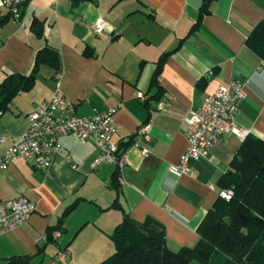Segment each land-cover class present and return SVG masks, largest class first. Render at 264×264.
Segmentation results:
<instances>
[{"label": "crops", "instance_id": "0c3cea01", "mask_svg": "<svg viewBox=\"0 0 264 264\" xmlns=\"http://www.w3.org/2000/svg\"><path fill=\"white\" fill-rule=\"evenodd\" d=\"M201 1L26 0L24 26L0 8V80L28 73L34 54L47 45L59 50L62 63L59 71L41 66L34 88L16 95L0 116V137H6L0 154L26 130L28 114L51 97L58 81L79 116L116 107L114 140L121 146L131 137L139 144L123 148L127 167L118 193L110 187L116 165L92 170L96 145L73 135L61 139V152L45 171L24 159L0 169V202L25 196L35 204L27 222L0 236V264L35 255L46 244L49 226L77 199L82 201L58 230L61 235L47 243L40 264H50L58 249L67 252L58 264L105 260L114 252L110 236L124 212L140 223L151 217L163 224L172 250L197 245L201 220L221 194L217 179L228 171L244 138L225 133L207 157L191 161L190 172L177 176L169 168L187 149L184 117L216 86L238 80L246 97L235 126L264 140V61L246 43L264 18V0H217L190 33ZM99 18L107 27L95 34L92 26ZM34 20L43 24L42 37L31 29ZM86 47L94 49L93 56L82 53ZM169 51L160 75L164 93L151 100L156 93L151 76ZM115 200L122 209L110 208Z\"/></svg>", "mask_w": 264, "mask_h": 264}, {"label": "trees", "instance_id": "16d2710c", "mask_svg": "<svg viewBox=\"0 0 264 264\" xmlns=\"http://www.w3.org/2000/svg\"><path fill=\"white\" fill-rule=\"evenodd\" d=\"M217 0H202L198 18L190 33L198 29ZM43 24L34 20L33 32L43 36ZM247 47L264 61V18L249 33ZM94 49L86 47L85 56L94 55ZM56 47L47 45L34 54L28 73H10L0 80V116L7 112L16 95L31 91L36 85L41 66L59 71L61 55ZM172 51L163 53L153 73L150 87L156 90L151 100H158L164 93L160 83L164 62ZM144 63V62H142ZM142 63L141 66H142ZM226 173L217 179V187L223 192L232 190L229 198L217 196L214 204L201 220L198 227L200 239L193 247L169 248L163 224L148 217L139 222L128 213L111 234L115 249L112 255L97 264H264V140L248 135L243 139ZM134 140L130 137L121 148L129 147ZM121 174L113 175L110 187L120 191ZM81 199L68 205L57 223L49 226L45 246L35 255L12 256L6 264H40L47 243L56 241L54 233L62 229L66 218L79 206ZM122 209L115 200L110 208ZM40 258V259H38Z\"/></svg>", "mask_w": 264, "mask_h": 264}, {"label": "built area", "instance_id": "2783aa9c", "mask_svg": "<svg viewBox=\"0 0 264 264\" xmlns=\"http://www.w3.org/2000/svg\"><path fill=\"white\" fill-rule=\"evenodd\" d=\"M26 0H0V8L6 9L13 20L24 26L22 6ZM107 22L99 18L93 25L95 34L106 31ZM244 84L238 80L222 83L208 94L202 104L190 110L184 117L187 149L181 154L177 165H171L170 171L177 176L190 172L191 161L207 157L218 140L228 132H234L242 138L249 135V130L236 127V116L240 104L246 97ZM58 81L51 97L39 104L28 114V126L12 144L0 154V169H7L15 161L24 159L31 162L37 169L47 170L53 163L54 157L61 152V139L67 135L75 136L80 143L93 142L98 149L97 157L91 163L95 170L103 164H114L121 176L127 167L126 149L114 140L118 127L116 107L104 110L95 109L89 116H79L74 102L66 95ZM159 109H165L164 101L158 102ZM146 127L141 130L145 133ZM129 140L125 138L124 143ZM6 142V137H0V143ZM139 146L136 142L132 143ZM147 154L146 148L142 149ZM71 161L70 156H66ZM76 168L75 164H72ZM232 190L220 192L229 198ZM35 204L25 196L7 199L0 202V236L13 231L16 227L27 222ZM61 235L54 233V239ZM50 264L67 257V252L58 249Z\"/></svg>", "mask_w": 264, "mask_h": 264}]
</instances>
